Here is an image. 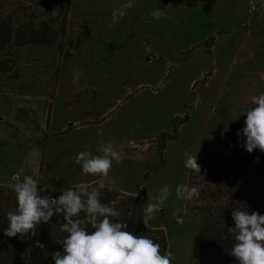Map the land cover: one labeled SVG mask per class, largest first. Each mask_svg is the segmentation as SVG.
<instances>
[{
	"label": "rangeland",
	"instance_id": "1",
	"mask_svg": "<svg viewBox=\"0 0 264 264\" xmlns=\"http://www.w3.org/2000/svg\"><path fill=\"white\" fill-rule=\"evenodd\" d=\"M125 2L71 3L53 101L22 93L49 90V59L57 50L19 52L25 58L19 61L21 78L0 81V186L13 188L25 176L44 192L100 182L102 177L84 174L75 158L84 150L97 155L102 143H112L123 160L109 172L115 185L105 183L127 194L143 191L145 206L148 195L169 185L172 195L154 219L145 216L146 223L165 232L173 264H199L201 216L190 200L175 195V186L188 184L195 173L185 168L183 153L197 155L201 166L234 152L246 107L264 93V18L251 30L228 31L237 57H222L209 54L213 45L207 42L220 34H210L203 17L184 20L179 0H132L133 8L109 28L113 10ZM29 3L0 0V18L24 11L30 18L37 8ZM156 8L167 17L155 20L150 13ZM243 44L247 50L239 52ZM163 134L176 138L160 152Z\"/></svg>",
	"mask_w": 264,
	"mask_h": 264
},
{
	"label": "trees",
	"instance_id": "2",
	"mask_svg": "<svg viewBox=\"0 0 264 264\" xmlns=\"http://www.w3.org/2000/svg\"><path fill=\"white\" fill-rule=\"evenodd\" d=\"M73 1L28 0L29 4L37 8L30 18L23 17L25 11L20 17L0 18V81L4 78L12 81L21 78L19 61L25 59L17 56L21 50L32 49V53H40L45 49L55 48L57 53L53 56L54 58L49 59L53 78L44 87L49 90L22 93L31 97H44L50 101L55 99L64 53L62 40L70 25L69 14ZM38 12L41 14L35 15ZM53 13L58 14L56 18L53 17ZM14 22L17 24L14 25ZM214 39L208 40V44L212 46ZM252 107L254 104L251 102L246 107V111ZM177 120L178 118L173 121L175 132ZM175 138L176 135L163 134L162 144H159L160 152L165 150L168 141ZM245 139L246 137L241 133L231 155L212 157L208 164L201 165L202 177L194 173L188 182V185L199 188V196L190 200L192 209L201 216L198 228L199 264H239V261L230 254L234 235L228 228L235 227L231 215L233 209L239 206L247 208L249 214L257 211L264 215V153L259 149L248 153L242 147ZM98 183L91 185L95 186ZM108 188L101 190V202L117 201L116 207L120 216L114 222L125 223L127 230L133 234L146 235L159 243L161 254L168 251L165 232L162 229L150 227L146 223L143 211L147 200L145 193L142 191L138 194H127L113 188L109 191ZM61 189L43 191L40 195L50 194L58 198L62 195ZM16 208L14 189L0 186V264H54L52 254L57 251L63 253L62 246L57 243V240L66 235L60 231V226L66 222L63 214L54 215L48 223L41 222L35 229V235L29 233L27 239H22L19 235L7 237L4 235V230L9 226L7 213L15 211ZM37 241L45 246L43 250L36 246Z\"/></svg>",
	"mask_w": 264,
	"mask_h": 264
},
{
	"label": "clouds",
	"instance_id": "3",
	"mask_svg": "<svg viewBox=\"0 0 264 264\" xmlns=\"http://www.w3.org/2000/svg\"><path fill=\"white\" fill-rule=\"evenodd\" d=\"M133 8L132 0L120 4L111 14V28L126 15V10ZM150 15L155 20L167 17V13L156 8ZM254 107L244 114L245 126L238 130L246 137L242 147L248 153L259 149L264 153V93L253 97ZM93 155L90 151H80L75 163L80 165L84 174L102 177L98 185L81 183L76 187L61 189L58 198L49 195L41 196L44 189H38V182L32 176H25L22 182L13 185L16 194L17 208L7 213L9 226L4 230L7 237L27 239L28 234L35 235V229L41 222L48 223L56 214H63L66 221L60 226L65 233L64 238L57 240L63 248V253L52 254L54 264H173L175 259L171 251L161 254V245L146 235H135L127 230V225L114 222L119 219L120 212L116 204L101 202V190L108 184L115 185L114 178L109 176L113 162L121 163L123 157L112 143H102ZM186 169L192 170L200 177L201 166L197 163V155L188 151L183 153ZM259 158L257 157V162ZM110 191L111 189L108 188ZM172 195L169 185H162L158 194L148 195V203L143 207L147 220L155 218V213ZM177 199L192 200L199 196V188L188 184L175 186ZM178 224H183V217L178 211L172 213ZM235 227L228 228L234 235V243L230 254L239 264H264V215L257 211L251 212L236 206L232 213ZM36 246L44 249L39 241Z\"/></svg>",
	"mask_w": 264,
	"mask_h": 264
},
{
	"label": "crops",
	"instance_id": "4",
	"mask_svg": "<svg viewBox=\"0 0 264 264\" xmlns=\"http://www.w3.org/2000/svg\"><path fill=\"white\" fill-rule=\"evenodd\" d=\"M181 2L184 3L181 4L183 7H180L182 9L180 15L186 16L183 18L184 20H194L195 18L203 17L204 22L210 25L209 30L213 31L210 34H220L216 36L215 42L210 48L209 54L211 55L237 57V54L233 53L234 47L232 43L230 44L229 39H226L228 31L238 28L251 30L257 26V22L260 19L264 18V10H255L252 7V0H179V3ZM187 24L188 22H184V25ZM239 50V52L246 51L245 44L241 45ZM251 52L249 57H254L256 53ZM68 125L72 126L75 124L68 122ZM95 182L93 181L89 184Z\"/></svg>",
	"mask_w": 264,
	"mask_h": 264
},
{
	"label": "built area",
	"instance_id": "5",
	"mask_svg": "<svg viewBox=\"0 0 264 264\" xmlns=\"http://www.w3.org/2000/svg\"><path fill=\"white\" fill-rule=\"evenodd\" d=\"M252 7L258 11L264 10V0H252Z\"/></svg>",
	"mask_w": 264,
	"mask_h": 264
}]
</instances>
